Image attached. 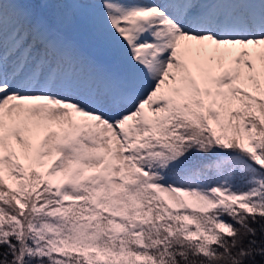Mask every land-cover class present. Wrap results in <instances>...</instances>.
<instances>
[{
	"label": "snow or ice",
	"instance_id": "obj_1",
	"mask_svg": "<svg viewBox=\"0 0 264 264\" xmlns=\"http://www.w3.org/2000/svg\"><path fill=\"white\" fill-rule=\"evenodd\" d=\"M0 264H264V0H0Z\"/></svg>",
	"mask_w": 264,
	"mask_h": 264
}]
</instances>
